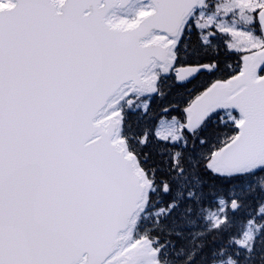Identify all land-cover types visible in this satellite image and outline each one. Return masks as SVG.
I'll return each instance as SVG.
<instances>
[{
	"label": "snow or ice",
	"instance_id": "1",
	"mask_svg": "<svg viewBox=\"0 0 264 264\" xmlns=\"http://www.w3.org/2000/svg\"><path fill=\"white\" fill-rule=\"evenodd\" d=\"M0 264H264V0H0Z\"/></svg>",
	"mask_w": 264,
	"mask_h": 264
}]
</instances>
